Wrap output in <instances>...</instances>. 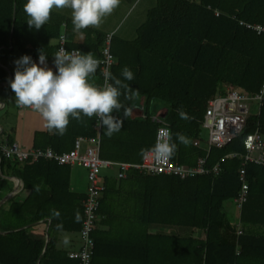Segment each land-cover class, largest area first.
<instances>
[{
    "label": "trees",
    "instance_id": "obj_1",
    "mask_svg": "<svg viewBox=\"0 0 264 264\" xmlns=\"http://www.w3.org/2000/svg\"><path fill=\"white\" fill-rule=\"evenodd\" d=\"M122 1L132 5L138 0ZM25 2L0 0V52L17 49L39 57L43 49L47 63L55 67L53 55L61 34L68 50L91 53L97 59L109 38L114 61L108 71L122 81L124 67L134 73L133 81L124 82L138 94L120 99L129 111L142 99L143 117L125 118L122 110L123 127L110 138L99 127L100 158L139 164L153 149L160 124L151 117L159 104L166 106L163 121L177 143L170 159L187 167L205 158V166L211 168L231 152L243 153L245 134L258 130L264 136L263 97L258 113L248 115L245 131L227 146L206 152L199 139L207 102L218 90L233 86L255 94L264 83V34L239 24H263L264 0H156L131 40L95 27L76 31L70 16L54 10L46 25L30 29ZM7 79L0 65V85ZM92 82H103L99 67ZM180 111L188 119H181ZM96 125V117L70 118L62 136L47 128L35 131L32 149L67 152L77 137L95 136ZM4 134L10 145L12 129ZM177 134L190 143L181 144ZM239 166L238 158H225L217 175L185 179L134 168L119 178L117 168L107 169L100 176L104 191L90 233L94 240L90 264H264V165L245 166L248 192L240 208L235 207L234 222L222 209L223 202L239 194ZM70 171L69 165L55 161L20 163L0 152V200L8 187L4 176L21 179L27 192L22 202L0 206V225L8 229L1 233L0 228V264H81L67 256V248L58 246L59 234L77 237L83 221L85 194L71 189ZM45 220H49L47 241L43 229H34ZM159 226H178L184 233H164Z\"/></svg>",
    "mask_w": 264,
    "mask_h": 264
},
{
    "label": "clouds",
    "instance_id": "obj_2",
    "mask_svg": "<svg viewBox=\"0 0 264 264\" xmlns=\"http://www.w3.org/2000/svg\"><path fill=\"white\" fill-rule=\"evenodd\" d=\"M121 0H26L23 9L30 29L39 30L50 19L53 9H70L74 30L88 27L100 28L106 17L119 6ZM48 55L39 50L38 62L29 55L15 61L14 78L9 81L20 108H30L40 114L49 131L64 135L70 118L80 121L82 117L97 118L98 126L109 138L119 133L123 127L120 113L127 118L131 113L120 97L131 100L138 93L124 81H133L134 73L124 67L120 78L104 71L103 86L93 83L100 61L93 54H80L60 49L53 55L55 71L47 67ZM111 81V82H109ZM181 119H188L184 111ZM176 140L187 146L189 138L177 134ZM157 158H170L177 150V143L169 134L163 141L153 146ZM58 215V213H57Z\"/></svg>",
    "mask_w": 264,
    "mask_h": 264
},
{
    "label": "built area",
    "instance_id": "obj_3",
    "mask_svg": "<svg viewBox=\"0 0 264 264\" xmlns=\"http://www.w3.org/2000/svg\"><path fill=\"white\" fill-rule=\"evenodd\" d=\"M244 24L246 28L252 29L257 34H264L263 24ZM64 49L68 52H78L68 50L65 47V38L61 34L57 39V51ZM79 53V52H78ZM99 69L103 77V72L109 70V66L114 59L110 53L109 38L101 48ZM110 82V81H109ZM264 97V83L255 94H250L233 86H224L218 90L207 102L201 127L207 129L208 137L203 149L208 152L211 147L223 148L240 136L247 127V117L250 113H258L259 107ZM157 117H154V120ZM97 120V118H96ZM170 134L167 123L162 122L155 132L154 145L158 141H163ZM197 140L195 144H198ZM243 153L231 152L220 159L213 167L205 166V158H199L195 166L187 167L172 161L170 158H157L153 150L143 154L139 164L117 163L101 159L99 157L98 137H78L74 141L73 148L67 152L56 153L51 148L23 150L20 146L12 142L10 145L0 146L1 154L8 159L23 163L36 162L40 159L51 160L59 165H77L86 171L85 197L82 201L83 221L79 230V247L76 250L68 251L69 258L78 259L81 264H90L94 240L90 236L91 231L96 227L98 220L97 210L100 198L104 191L100 175L103 169L112 166L118 167L119 178L125 177V172L129 168L137 169L139 172L150 175H173L180 179L193 177L202 174L217 175L221 168L220 162L225 158H238L240 166L238 168V179L240 190L238 196L233 199L235 207L238 209L246 200L248 184L245 179V166L249 163L264 165V136L258 130L247 133L242 138ZM1 176V174H0ZM237 234L241 232L240 224L236 225Z\"/></svg>",
    "mask_w": 264,
    "mask_h": 264
},
{
    "label": "crops",
    "instance_id": "obj_4",
    "mask_svg": "<svg viewBox=\"0 0 264 264\" xmlns=\"http://www.w3.org/2000/svg\"><path fill=\"white\" fill-rule=\"evenodd\" d=\"M139 3H140V0L136 1L134 4L138 5ZM134 4L130 5V4L126 3V6H127L126 9L130 10V8ZM53 10L71 17V14L69 13V12H71L70 9H62V10L53 9ZM120 21L121 20H119L118 22L116 21L113 24V26L111 28H107L105 32L106 33H112L115 31V28L117 27L118 30L121 31L120 33H122V35H120L121 37H123L124 39H128V40L133 39L136 35V28L138 26L135 27L131 31L128 30V28L123 31V30H121V28H124L125 26H124V24H121L119 26ZM0 65L7 71V74H8L7 82L2 83L0 85V88L8 87V86H10L9 81L11 79H13L14 74L6 64L0 62ZM47 67H50L53 69V71H55V67L53 65L47 64ZM5 108H6V103L0 99V116H1V114L4 113ZM141 108H142V99H139L138 101H136L135 106L132 107V109L130 110V113H131L130 117L131 118L143 117ZM164 115H165V110L160 105H158L156 107V109L154 110V114L152 115L151 118L154 121V117H157L156 119H158V120H155V122H158L159 124H161L162 122H164L163 121ZM1 123H2V121L0 120V146L5 144V142H4L5 141V136H4L5 130L2 127ZM46 128H47L46 122L43 120V118L40 116L39 113L33 111L30 108L18 107L16 115H15V124H14V127L12 128L13 142L17 143L20 146V148H22L23 150H29L32 148L33 133L35 131L45 130ZM95 128H96V135L93 137H98V139H99L98 123L95 126ZM7 132H8V130L6 131V133ZM99 144H100V141H99ZM203 146H204V144H203ZM104 160H106V159H104ZM111 162H113V161H111ZM117 163H119V162H117ZM127 164H129V163H127ZM70 167H71V171H70V187H71V189L73 191L85 194V189H86V184H87L85 169L82 167H79L77 165H73ZM114 167L118 169L117 166L105 168L102 170L101 175L103 173H105L107 171V169H111ZM125 174H126V172H125ZM4 178H6L8 180V184H7L8 187L6 188L5 192L2 195V199L0 200V206L7 207L11 201L22 202L25 199V197L27 196V192L23 189L21 179H19L18 177H15V176H4ZM81 205H82V202H81ZM48 224H49V220H45L44 222L39 221L38 223H36L34 225V229L36 231H38V230L40 231L41 229H43L45 231V236H46ZM0 228L3 230L1 233H6L8 231V229L2 225H0ZM46 241H47V239H46ZM65 241L68 242L67 247H63L64 245L62 246V244ZM58 246L61 248H67L68 251L76 250L79 246L78 238H77V241L74 243L73 239H67L64 236L59 237Z\"/></svg>",
    "mask_w": 264,
    "mask_h": 264
},
{
    "label": "rangeland",
    "instance_id": "obj_5",
    "mask_svg": "<svg viewBox=\"0 0 264 264\" xmlns=\"http://www.w3.org/2000/svg\"><path fill=\"white\" fill-rule=\"evenodd\" d=\"M156 0H140L138 5L134 4L130 10L126 9V3L121 0L120 6L108 17L105 18L102 25L100 26V30L106 31L107 28H111L113 24L119 20L120 24H124V28L121 30H133L139 24H141L146 16V12L149 8H151L155 4ZM71 14V12H69ZM118 26V27H119ZM115 32L117 35H122L121 31L118 28H115ZM24 54L21 53L19 50L14 49L11 52L2 51L0 52V62L6 64L13 74L15 73V61L22 57ZM33 61L38 62V57H31ZM48 64V63H47ZM51 65V64H50ZM14 78V77H13ZM0 99L6 103V108L4 109V113L1 114L0 120L2 121V127L4 128L5 132L11 130L15 124V115L18 109V106L15 103V96L11 90V87H2L0 88ZM164 110H166V106L164 104H159ZM208 132L207 129L201 128L199 139L201 143L205 144L207 141ZM79 170V169H78ZM80 171V170H79ZM81 172V171H80ZM222 209L227 215L228 219L231 222H234L235 219L238 217V211L235 208V205L232 200H227L222 203ZM160 231L164 233H172V234H183V230L178 226H159L157 227ZM182 230V231H181ZM64 236L67 239H73L74 243L77 241L79 242V235L77 237L70 233H60L59 237ZM64 245V246H63ZM63 247L68 246V242L65 241L62 244Z\"/></svg>",
    "mask_w": 264,
    "mask_h": 264
},
{
    "label": "water",
    "instance_id": "obj_6",
    "mask_svg": "<svg viewBox=\"0 0 264 264\" xmlns=\"http://www.w3.org/2000/svg\"><path fill=\"white\" fill-rule=\"evenodd\" d=\"M10 48V47H9ZM7 82V81H6ZM48 238V233H47V231H46V239Z\"/></svg>",
    "mask_w": 264,
    "mask_h": 264
}]
</instances>
